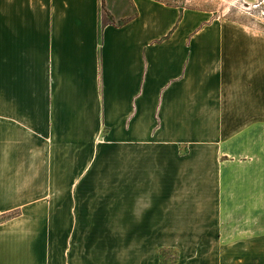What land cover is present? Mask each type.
I'll return each mask as SVG.
<instances>
[{"label":"crops","instance_id":"obj_1","mask_svg":"<svg viewBox=\"0 0 264 264\" xmlns=\"http://www.w3.org/2000/svg\"><path fill=\"white\" fill-rule=\"evenodd\" d=\"M127 4L0 0V264H264V28Z\"/></svg>","mask_w":264,"mask_h":264},{"label":"rangeland","instance_id":"obj_2","mask_svg":"<svg viewBox=\"0 0 264 264\" xmlns=\"http://www.w3.org/2000/svg\"><path fill=\"white\" fill-rule=\"evenodd\" d=\"M104 2L106 12L101 9L102 16L105 18L106 22L113 24H121L127 18H123V16L127 13H130L129 6L127 4V0H101ZM164 3L170 5H180L189 8H204L211 9L216 11L218 15L223 16L224 18H236L245 22H255L257 25L264 28V0H258L253 3V5H249L250 3L246 0H238L237 3H234L230 6V8L226 9L227 0H159ZM247 2V4H246ZM100 3V0H99ZM249 3V4H248ZM119 159V158H117ZM120 180V174H113L114 182ZM119 183V181H118ZM106 188H101L97 190H102V193L105 194L104 190ZM111 190V192L109 191ZM112 198V202L109 200L108 203H97L96 209L97 211H110V212H120L122 210L123 205L120 204V188H107L106 190ZM105 199V198H103ZM177 253L173 250L171 251H162V262L164 264H174L176 263Z\"/></svg>","mask_w":264,"mask_h":264},{"label":"bare ground","instance_id":"obj_3","mask_svg":"<svg viewBox=\"0 0 264 264\" xmlns=\"http://www.w3.org/2000/svg\"><path fill=\"white\" fill-rule=\"evenodd\" d=\"M246 1H248L250 3V4L248 3L249 5H251V4L253 5V3L257 2L258 0H246ZM237 2H238V0H227L226 9L228 10L232 4L237 3ZM246 4H247V2H246Z\"/></svg>","mask_w":264,"mask_h":264},{"label":"trees","instance_id":"obj_4","mask_svg":"<svg viewBox=\"0 0 264 264\" xmlns=\"http://www.w3.org/2000/svg\"><path fill=\"white\" fill-rule=\"evenodd\" d=\"M102 7H103L104 12H106L104 2H102ZM102 23H103V25H108V24H110L109 22H106V21H105V18H104L103 16H102Z\"/></svg>","mask_w":264,"mask_h":264}]
</instances>
